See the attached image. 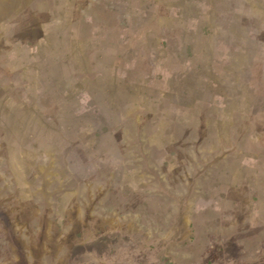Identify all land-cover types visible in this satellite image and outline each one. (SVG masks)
Here are the masks:
<instances>
[{"label":"rangeland","instance_id":"1","mask_svg":"<svg viewBox=\"0 0 264 264\" xmlns=\"http://www.w3.org/2000/svg\"><path fill=\"white\" fill-rule=\"evenodd\" d=\"M105 2L77 0V8L86 4L84 14L79 9L73 17L79 38L97 44L107 36L125 39L135 56L116 57L122 79L145 77L160 95L169 92L168 76L180 77L185 68L167 53L157 58L148 45L156 38L168 47L171 31L161 28L160 12L137 23ZM55 5L0 0V96L21 109L33 104L27 65L47 35L45 13ZM228 47L219 44L220 50ZM221 63L219 57L218 70ZM214 86L217 91L220 82ZM254 87L264 96L263 79ZM218 101L215 95L213 104ZM171 103L163 95L156 113L133 108L109 132L123 170L136 175L141 187L119 186L106 170L88 177L72 172L68 155L86 150L89 136L73 137L71 150H61L53 161H19L5 148L0 122V264H264V107L234 114L219 137L209 128L220 118L210 103ZM247 103L254 106L253 99ZM180 112L188 117L183 124L169 117Z\"/></svg>","mask_w":264,"mask_h":264},{"label":"water","instance_id":"2","mask_svg":"<svg viewBox=\"0 0 264 264\" xmlns=\"http://www.w3.org/2000/svg\"><path fill=\"white\" fill-rule=\"evenodd\" d=\"M105 1L122 18L133 17L134 22L137 17V23L159 11L161 28L171 31L168 47L162 48L156 38H150L148 45L157 58L171 55L184 71L180 77L168 76L169 92L162 95L147 86L145 77L127 83L114 65L116 57L134 59L135 52L125 47V39L115 41L107 36L98 44L82 40L73 17L79 9L83 15L86 4L77 8V0H56L53 12L40 10L46 14L47 35L35 44L34 60L27 65L36 93L33 104L21 109L0 96L5 148L19 161L24 157L53 161L61 150H71L73 137L85 140L89 136L92 141L86 150L68 155L72 172L88 177L106 170L119 186L141 187L143 182L136 175L123 170L118 143L109 133L133 108L156 113V101L163 95L172 103H182L181 108L204 101L220 115L218 122L209 125L220 137L230 127L231 116L259 112L264 107V96L254 87L257 79L264 80V0ZM209 4L212 7L207 8ZM162 5L170 10L161 9ZM206 28L210 33L206 34ZM224 43L229 44L226 51L219 49ZM219 57L220 70L216 66ZM25 67L21 74L27 78ZM216 81L220 82L217 91ZM215 95L219 99L216 105L212 102ZM251 99L254 106L247 103ZM169 117L181 124L188 119L183 112ZM19 166L22 168V163Z\"/></svg>","mask_w":264,"mask_h":264}]
</instances>
